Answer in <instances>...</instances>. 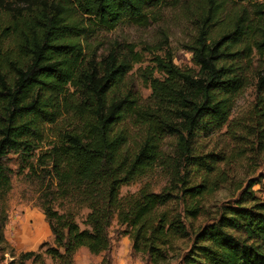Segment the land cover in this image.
<instances>
[{"label":"trees","instance_id":"obj_1","mask_svg":"<svg viewBox=\"0 0 264 264\" xmlns=\"http://www.w3.org/2000/svg\"><path fill=\"white\" fill-rule=\"evenodd\" d=\"M175 1L0 0V199L11 180L5 157L18 153L22 168L46 182L42 208L53 245L42 247L53 264H75L82 247L105 254L113 221L145 264L167 262L174 242L191 231L185 264H264L257 179L239 183L237 197L210 222L197 229L191 222L229 176V168H220L228 160L202 153L198 141L229 126L249 86L252 124L264 132V0H186L184 48L194 67L176 66L169 51L154 56L164 77L142 74L151 87L145 104L119 87L140 61L132 44L113 42L97 58L100 31L123 22L144 26L154 9ZM46 125L53 139L36 154ZM157 168L169 177L159 191L143 185L120 193ZM83 208L81 227L76 216ZM5 220L0 210V244ZM26 260L44 264L33 250L22 252L18 264Z\"/></svg>","mask_w":264,"mask_h":264},{"label":"rangeland","instance_id":"obj_2","mask_svg":"<svg viewBox=\"0 0 264 264\" xmlns=\"http://www.w3.org/2000/svg\"><path fill=\"white\" fill-rule=\"evenodd\" d=\"M185 3L186 0H177L163 8L154 9L144 26L123 22L114 29L102 30L97 34L95 40L100 46L97 58L105 54L113 42L132 44L134 50L139 52L140 61L133 64L119 87L121 92H126L127 89L135 91L141 104L148 102L151 93L150 84L144 81L142 74L152 71L153 76L164 77L155 69L154 56H164L169 51L176 66L183 69L194 67L190 52L184 48L190 33ZM254 97V87H247L235 101L229 126L222 127L220 131L208 137L203 136L198 141V148L202 153L213 152L228 160L229 166L222 165L220 168H229V176L225 184L203 200L205 214L191 221L195 229L210 222L222 204L237 197L239 190L236 186L239 183L245 186L249 179H257L252 188L259 198H264V132L258 133L257 126L252 124ZM43 128L44 140L38 142L36 154L48 148V143L53 139L50 136L53 128L50 125ZM170 143L171 140L167 139L165 150H169ZM5 163L11 170V180L9 188L0 199V210L6 216L3 226L4 242L0 244V264H18L19 255L29 250L40 252L44 264H53L51 258L43 253L45 247H42L44 242L49 246L53 245V236L42 208L46 182L42 184L39 178L29 173L27 167L22 168L18 153L9 152ZM168 182L167 172L157 168L149 176L122 185L120 193L136 192L143 185L159 191ZM86 211L83 208L76 216V221L81 227ZM184 221L188 224L189 219ZM123 229L113 221L109 228L108 251L94 255L82 247L75 254L74 263L107 264L102 263L105 256L109 260L108 264H145L147 257L142 253L133 252L132 241L123 233ZM192 237L191 231L190 237L176 240L164 264H185L182 256L188 250ZM25 264L34 263L26 260Z\"/></svg>","mask_w":264,"mask_h":264}]
</instances>
